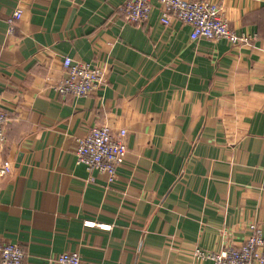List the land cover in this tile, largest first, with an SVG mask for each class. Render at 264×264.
Masks as SVG:
<instances>
[{
  "label": "crops",
  "instance_id": "crops-1",
  "mask_svg": "<svg viewBox=\"0 0 264 264\" xmlns=\"http://www.w3.org/2000/svg\"><path fill=\"white\" fill-rule=\"evenodd\" d=\"M124 0H0V249L22 264H213L194 247L264 236V0L218 1L248 42L190 38L188 24L126 21ZM21 18L12 32L7 19ZM64 56L104 67L99 85L61 95ZM126 130L109 183L76 161L77 138ZM112 224L109 229L85 221Z\"/></svg>",
  "mask_w": 264,
  "mask_h": 264
},
{
  "label": "built area",
  "instance_id": "built-area-1",
  "mask_svg": "<svg viewBox=\"0 0 264 264\" xmlns=\"http://www.w3.org/2000/svg\"><path fill=\"white\" fill-rule=\"evenodd\" d=\"M160 8V21L167 25L173 19L188 24L191 28L190 38H225L231 43L248 42L251 36L237 33L229 25L218 1L211 0H156ZM121 12L126 21L142 23L149 18L152 9L150 0H124ZM22 9L15 8L7 19L8 32H12L16 22L21 18ZM62 65L65 76L55 86L61 95H85L96 88L103 80L105 69L89 62L64 56ZM8 113L0 104V141L5 137V125ZM126 130L120 129L113 134L109 126H93L89 132L77 138L74 148L76 161L89 169H97L106 174L112 183L117 175V167L127 153L125 142ZM11 170L9 162L0 165V176ZM87 226L109 229L112 224L106 222L85 221ZM249 232L240 246L225 245L219 251H208L200 247L192 249L195 260L209 258L213 264H264V236L258 222L249 224ZM24 250L17 243L8 242L0 249V264H22ZM59 264H82L77 251H63L56 255Z\"/></svg>",
  "mask_w": 264,
  "mask_h": 264
}]
</instances>
